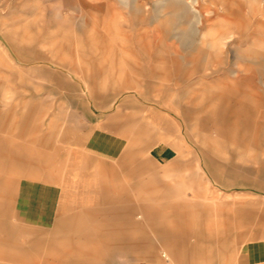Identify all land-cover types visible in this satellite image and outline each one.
Masks as SVG:
<instances>
[{"label":"rangeland","instance_id":"1","mask_svg":"<svg viewBox=\"0 0 264 264\" xmlns=\"http://www.w3.org/2000/svg\"><path fill=\"white\" fill-rule=\"evenodd\" d=\"M130 1L146 3L142 13L150 16L149 23L129 17L126 11ZM229 1L233 6L239 2ZM240 1L264 6V0ZM167 2L0 0V61L13 69L11 72L0 64V107L27 103L25 111L0 113V223L4 226L0 230V263L9 264L6 259L20 256L21 261L13 264H75L68 254L69 239L98 230L105 237L114 231L115 252L109 253L105 240L94 236L85 242L94 252L78 257L80 264H136L139 259L159 264H242L240 254L245 245L264 240V169L257 161L264 164L263 148L203 146L198 135L209 132L195 119L180 115L176 94L146 91L140 75L132 78L130 88L119 80L145 59L142 46L183 47L178 26L171 27L167 36L161 30L162 21L174 13ZM108 3L123 4L124 15H104L99 7ZM196 8L195 17L189 5L180 12L195 22L212 17L222 7L219 0H198ZM93 24L110 48L97 52L96 63L90 64L86 62L89 53L77 49L75 40L80 25L90 32ZM4 33L14 36L17 51L5 43ZM226 35H230L226 45L230 48V66L235 60L232 48L237 34L227 30ZM255 48L264 51V41H258ZM60 61L70 63L71 68L60 65ZM243 67L241 62L236 66ZM33 68L60 74L64 87H58L52 78L28 73ZM18 70L23 72L24 81L19 80ZM152 80L159 86L172 83L164 76ZM218 86V81L212 82L213 89ZM91 87L99 91L98 95H90ZM110 87L117 91L103 94ZM97 111L122 125L127 145L121 159H100L82 148V137L88 123L97 119L92 115ZM152 116H164L167 131L162 133ZM237 151L243 157L239 158ZM128 158H135L137 164H127ZM235 165L244 170L246 182H231L223 174L224 169ZM21 178L62 186L67 202H63L53 226L32 230L18 223L13 196ZM108 187L125 194L116 197V208L124 211L115 216L124 215L126 223L114 229L99 202L102 197H93L95 202L89 204L68 202L71 193L80 196L95 189L100 194ZM146 204L162 210L164 218L176 225L180 223L175 213L185 206L208 210L207 225L199 228L220 231L210 242L214 251L205 257L174 256L145 219ZM242 214L249 217L241 219ZM199 228L190 222L183 231L197 233ZM120 241L131 245L119 246ZM135 242L141 243V249H135Z\"/></svg>","mask_w":264,"mask_h":264},{"label":"crops","instance_id":"2","mask_svg":"<svg viewBox=\"0 0 264 264\" xmlns=\"http://www.w3.org/2000/svg\"><path fill=\"white\" fill-rule=\"evenodd\" d=\"M166 1H168L167 6L174 9V13L162 21L161 30L164 36H167L171 27L178 26L180 30L178 35L183 47L142 46V51L147 53L145 59L132 67L129 75L119 76V80H123L125 87L130 88L132 78L140 75L144 78L146 91L157 90L159 95L161 93L176 94L178 102H175V105L180 115L184 119H195L196 124L209 132V135L206 133L198 135L199 142L203 146L207 145L211 148L256 147L264 150V51L255 48L258 41H264V6L259 3L245 5L240 0L233 6V2L229 0H219L221 11L215 10L212 17H206L204 20L197 19L194 22L187 13L181 14L180 10L184 11L189 5L195 17L198 11L196 8L198 0ZM128 6L126 12L131 19L149 23L150 16L142 13L146 3L138 4L130 1ZM99 9L104 11V15H108L109 12L124 15L125 7L123 4L108 3L103 7L100 6ZM95 27L93 24L89 32L86 26L80 25L79 35L75 40L77 49L89 53L86 62L90 64L96 63L94 55L97 52H104L110 48L104 42L103 37L96 33ZM227 30L237 34L232 48L235 60L230 66L228 65L230 48L226 47L230 35H226ZM4 36L5 43L12 50L17 51L14 36L10 33H4ZM240 62L244 67L236 68ZM58 63L71 68L70 63L61 61ZM0 64L9 68L11 72L13 71L12 67L4 62L0 61ZM28 73L52 78L58 87H64L61 75L49 69L33 68L29 69ZM17 75L20 81H24L22 71L18 70ZM162 76L169 78L172 83L159 86L152 80ZM217 81L219 82L218 89H213L212 82ZM199 82H205V84L198 88L195 85ZM112 91H117V88H107L103 94ZM98 92L93 87L89 88L91 96L98 95ZM137 92L144 93L141 90ZM181 102H183L182 105ZM26 105L27 103H22L21 106L14 104L9 108L0 107V113L25 111ZM92 115L97 119L88 123L87 130L82 137V148L100 159H121L127 145V138L121 130L122 125L115 122L111 116H104L100 111L93 112ZM152 121L160 127L162 133L167 131L168 128L165 125L168 121L164 119V116H152ZM237 152L239 158L243 157V153ZM128 159L130 161L126 162L127 164H137L135 158ZM257 161L264 169L262 161L260 159ZM223 174L231 182L247 181L244 170L236 165L224 169ZM86 191L88 193L80 195L81 197L71 193L69 196L72 199H68V202L77 201L80 204H89L95 202L92 200L93 197H102L99 202L103 208L105 207V212L110 215L108 218L110 220L108 224L112 226L110 228L114 229L116 225L126 223L124 215L115 216L121 211L116 208V197H124L123 191L112 187L102 189L100 194L97 193L99 190L95 189ZM76 197L81 199L75 200ZM63 202L66 203L67 199L61 185L31 178L19 179L13 196V207L18 223L23 228L32 230L53 226ZM144 213L150 226L157 230L159 239L166 243L169 251L176 257L210 256L214 251L210 242L221 234L220 231L214 233L210 230H200L201 227L207 225L206 214H209V211L203 208L185 206L183 210L177 212L178 214L175 213L179 219L180 224L178 225L164 218L162 210L150 204L144 206ZM247 217L249 216L246 214L241 215V219H247ZM190 222L200 227V231L197 233L183 231V228L187 227ZM3 228L4 226L0 223V230ZM94 236L105 240L106 250L109 253L115 252L114 231L108 232L106 237L99 230L88 232L68 241L70 247L68 254L74 257L75 264L81 263L78 259L81 255L94 252L85 246V242H89ZM167 241H171L173 245L169 246ZM205 242L209 245H205ZM117 244L129 247L131 245L129 241L126 243L120 241ZM133 245L135 249H141L140 242H135ZM20 261L21 257L17 256L8 258L5 262L13 264ZM240 261L242 264H264V240L247 243L240 254ZM136 264H159V262L139 259Z\"/></svg>","mask_w":264,"mask_h":264},{"label":"built area","instance_id":"3","mask_svg":"<svg viewBox=\"0 0 264 264\" xmlns=\"http://www.w3.org/2000/svg\"><path fill=\"white\" fill-rule=\"evenodd\" d=\"M164 256V255H163Z\"/></svg>","mask_w":264,"mask_h":264}]
</instances>
